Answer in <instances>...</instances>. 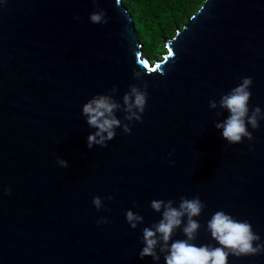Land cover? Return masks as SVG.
<instances>
[{"label": "water", "instance_id": "95a60500", "mask_svg": "<svg viewBox=\"0 0 264 264\" xmlns=\"http://www.w3.org/2000/svg\"><path fill=\"white\" fill-rule=\"evenodd\" d=\"M164 48L143 53L122 1L0 0V264H165L159 244L158 261L139 258L143 230L162 219L153 200L178 208L181 197L204 204L191 243L219 246L208 221L221 210L264 243V120L232 145L216 127L242 77L253 80L249 115L264 111V0H203ZM132 85L148 96L143 123L127 119ZM97 94L120 105L121 123L89 149L81 109ZM129 213L143 219L135 231ZM187 219L169 244L187 239ZM229 264H264V253Z\"/></svg>", "mask_w": 264, "mask_h": 264}, {"label": "clouds", "instance_id": "9594fccd", "mask_svg": "<svg viewBox=\"0 0 264 264\" xmlns=\"http://www.w3.org/2000/svg\"><path fill=\"white\" fill-rule=\"evenodd\" d=\"M116 6H121V0H115ZM89 19L92 23H106L103 12H93ZM242 82L223 95L220 105L229 112V116L216 127L222 129L221 135L227 140L229 145L241 143L243 138L252 139V133L248 131L247 125L252 129L259 127V120H264V111L257 106L249 115V101L251 98V85L253 80L250 76L242 77ZM124 103L126 105L127 119H135L143 123L142 116L148 104L146 91H140L135 85L131 86L129 94H125ZM216 103L210 101V107L216 108ZM120 105L110 96L104 94L94 95L90 100L82 105L81 115L86 117L89 127L94 128L95 132L87 136V147L91 149L94 145L107 147V142L112 140L115 135V129L120 126V120L114 115V110ZM135 109V111L133 110ZM125 132L130 129L125 126ZM169 157L172 156L170 152ZM61 167H68V161L59 159ZM170 164L175 162L169 160ZM6 191H10L7 189ZM107 199H111L108 196ZM92 204L97 210L102 207V198L93 196ZM171 200H153L151 207L155 211L163 208L162 219L154 227H146L143 230L141 242L143 247L139 251V258L151 256L154 261H158L160 256L157 253V246H160V252H164L165 264H229V257L252 256L264 253V243H260L261 237L253 231L249 221H239L224 211H217L208 221V229L218 247H209L207 245L197 246L191 241L199 228V223L193 219L198 216L204 204L198 196L188 199L181 197L178 208L172 206ZM187 216V223L183 227L186 234V240H178L169 244L172 233L182 224V218ZM110 223L108 217H101L97 224ZM127 223L132 231L137 229L143 219L131 213L127 215Z\"/></svg>", "mask_w": 264, "mask_h": 264}, {"label": "trees", "instance_id": "16d2710c", "mask_svg": "<svg viewBox=\"0 0 264 264\" xmlns=\"http://www.w3.org/2000/svg\"><path fill=\"white\" fill-rule=\"evenodd\" d=\"M130 12L136 33L146 55L150 59L160 57L157 50L164 51V40L171 37L203 0H121ZM153 53V55L150 54Z\"/></svg>", "mask_w": 264, "mask_h": 264}, {"label": "rangeland", "instance_id": "374dc122", "mask_svg": "<svg viewBox=\"0 0 264 264\" xmlns=\"http://www.w3.org/2000/svg\"><path fill=\"white\" fill-rule=\"evenodd\" d=\"M164 41H166V39H165ZM141 44H143V46L145 45V39H144V38H142V40H141ZM145 46H146V45H145ZM141 47H142V46H141ZM142 50H143V48H142ZM145 51H146V50H145ZM145 51L143 50V53H144V54H146ZM146 52H147V51H146ZM161 53H162V50H157V54L160 55ZM150 54L153 55V53H151V52H150ZM149 59H150V58H149ZM150 60H153V59H150Z\"/></svg>", "mask_w": 264, "mask_h": 264}]
</instances>
